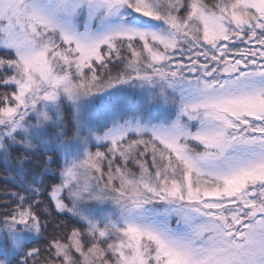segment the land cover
Wrapping results in <instances>:
<instances>
[{"label": "snow or ice", "instance_id": "obj_1", "mask_svg": "<svg viewBox=\"0 0 264 264\" xmlns=\"http://www.w3.org/2000/svg\"><path fill=\"white\" fill-rule=\"evenodd\" d=\"M0 264H264V0H0Z\"/></svg>", "mask_w": 264, "mask_h": 264}, {"label": "trees", "instance_id": "obj_2", "mask_svg": "<svg viewBox=\"0 0 264 264\" xmlns=\"http://www.w3.org/2000/svg\"><path fill=\"white\" fill-rule=\"evenodd\" d=\"M4 168L0 165V177L3 176ZM15 190L14 185L10 181H5L4 179L0 178V201L6 198V193L8 191Z\"/></svg>", "mask_w": 264, "mask_h": 264}]
</instances>
